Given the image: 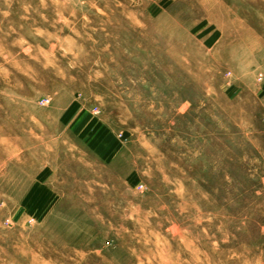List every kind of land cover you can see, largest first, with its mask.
Instances as JSON below:
<instances>
[{
    "label": "rangeland",
    "instance_id": "obj_1",
    "mask_svg": "<svg viewBox=\"0 0 264 264\" xmlns=\"http://www.w3.org/2000/svg\"><path fill=\"white\" fill-rule=\"evenodd\" d=\"M0 264H264V0H0Z\"/></svg>",
    "mask_w": 264,
    "mask_h": 264
},
{
    "label": "built area",
    "instance_id": "obj_2",
    "mask_svg": "<svg viewBox=\"0 0 264 264\" xmlns=\"http://www.w3.org/2000/svg\"><path fill=\"white\" fill-rule=\"evenodd\" d=\"M48 101H49L48 99L41 100V104L45 105L46 103H48Z\"/></svg>",
    "mask_w": 264,
    "mask_h": 264
}]
</instances>
